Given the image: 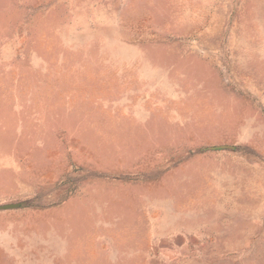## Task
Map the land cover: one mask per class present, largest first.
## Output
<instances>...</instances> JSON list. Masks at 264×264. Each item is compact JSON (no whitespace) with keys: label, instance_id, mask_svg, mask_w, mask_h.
Wrapping results in <instances>:
<instances>
[{"label":"rangeland","instance_id":"rangeland-1","mask_svg":"<svg viewBox=\"0 0 264 264\" xmlns=\"http://www.w3.org/2000/svg\"><path fill=\"white\" fill-rule=\"evenodd\" d=\"M0 264H264V0H0Z\"/></svg>","mask_w":264,"mask_h":264}]
</instances>
